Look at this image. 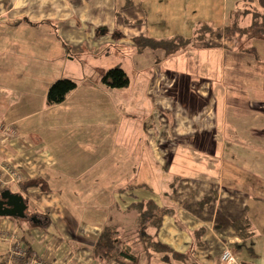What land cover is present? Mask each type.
<instances>
[{"label":"crops","instance_id":"1","mask_svg":"<svg viewBox=\"0 0 264 264\" xmlns=\"http://www.w3.org/2000/svg\"><path fill=\"white\" fill-rule=\"evenodd\" d=\"M183 1L0 0V122L15 130V135H0V163L11 162L24 175L21 182H13L0 166L5 182L0 192L10 189L23 195L32 232L21 236L48 260L119 264L95 259L91 248L111 214L115 222H133L113 213L111 206L117 203L125 210L135 194L170 210L158 238L187 256L186 262H166L163 253H153L150 261L142 254L140 264H227L221 261L226 247L235 256L228 264H260L264 35L229 36L226 29L259 28L252 13L244 10L261 9V1L222 0L219 19L206 15L208 4L199 3L204 0ZM203 22L215 29L209 46L169 53L152 44L174 36L191 38ZM170 23L179 29L171 30ZM116 45L126 55L130 50L137 56L134 65L144 88L140 93L151 102L143 130L152 158L169 169L168 174L172 167L183 169L172 194H156L147 187L149 191L140 196L136 186L129 188L143 182L139 176L145 167L150 175L149 161L138 155L143 138L130 143L133 147L120 143L118 149L111 148V127L96 122L106 119V113L95 108L106 103L103 93L109 88L96 82L94 73L102 66L96 69L93 63L86 68V58L94 62L102 50L107 53ZM149 64L151 70L144 72ZM193 72L202 81L193 80ZM60 78L74 79L77 88L63 102L48 105V89ZM121 136L131 137L128 129L121 130ZM113 151L129 153L113 157ZM111 184L118 186L113 192ZM246 218L259 229L254 227L256 234L243 239L233 222ZM0 224L15 227L7 217ZM247 242L252 243L247 249L250 256L238 249ZM210 246L216 249L214 260L202 251ZM6 249L0 248V259ZM197 249L201 262L191 258L192 253L199 254Z\"/></svg>","mask_w":264,"mask_h":264},{"label":"trees","instance_id":"2","mask_svg":"<svg viewBox=\"0 0 264 264\" xmlns=\"http://www.w3.org/2000/svg\"><path fill=\"white\" fill-rule=\"evenodd\" d=\"M251 2V0H245ZM261 1V9H255L249 6L244 13H252L253 24L258 25L257 29H235L233 27L226 29V34L231 36L233 33L238 35H264V0ZM232 15V12H231ZM236 25V24H234ZM196 33L191 38L174 36L171 38L152 41L154 46L160 47L169 53L177 52L188 47L199 48L209 46L207 41L215 29L209 23H200ZM261 26V27H260ZM207 39V40H206ZM238 39V36H237ZM140 45L144 42H140ZM103 84L114 88L127 87L130 84V77L121 66H114L106 69L101 75ZM78 83L72 78H60L54 81L48 89L47 103L55 105L63 102L68 93L77 88ZM129 188L134 190L133 185ZM132 202L121 210L119 204L111 206L113 213L118 215H127L133 219L129 225L123 222H115L114 215H110L108 221L103 226L97 236L93 246L92 255L95 259L105 263L117 262L119 264H140L142 254H145L147 261H150L153 253H163L162 259L169 262L171 259L186 262L187 256L175 251L171 246L161 242L158 238V231L162 225L163 217L170 212L169 209L160 207L157 202L150 199H139L132 194ZM204 201H208V198ZM113 221V222H112ZM239 237L248 239L255 234L252 223L248 218L239 219L233 222ZM244 227H247L245 229ZM23 239H25L23 237ZM140 242L139 247H134L133 241ZM242 264H252L244 262Z\"/></svg>","mask_w":264,"mask_h":264},{"label":"rangeland","instance_id":"3","mask_svg":"<svg viewBox=\"0 0 264 264\" xmlns=\"http://www.w3.org/2000/svg\"><path fill=\"white\" fill-rule=\"evenodd\" d=\"M183 1V0H181ZM187 1V0H185ZM222 0H204V2H199V3H204L205 5L208 4L207 7V12L206 9H203V12L207 13L206 15L208 17L211 18H216L219 19V11H220V2ZM179 3V2H178ZM182 7H184L187 10V4L184 3L182 4ZM193 7V6H192ZM206 8V7H205ZM194 10L196 11V8H194ZM230 13V12H229ZM215 16V17H213ZM171 30H178L179 29V25L176 24L174 25L173 23L171 24ZM237 29V28H236ZM238 30V29H237ZM229 37V36H228ZM208 39V38H207ZM206 39V40H207ZM209 41V39L207 40ZM239 42V41H238ZM213 43V42H212ZM240 44L238 46H242V41L239 42ZM131 47H129L130 49ZM135 51V50H134ZM147 53V52H146ZM145 53V54H146ZM147 56V55H145ZM136 53H132L130 50L128 52V55L125 54V49H122L119 47V45L110 47L107 51V53H105L104 50H102V52L100 54H98L95 57L94 62H92L90 60V58H86L87 63H85L86 68L88 67V65L93 64L96 66V69L101 65L102 68H100L99 72L94 73L96 76H98V79L96 80L97 84L99 86H105L106 88H109L108 91L104 97L106 100V103H101L100 105L98 104V106L96 105L95 111L100 112V113H106V119L103 120H99L98 118H96V122H105V125L110 126L113 133H112V139H113V143L111 148H119L120 147V143L129 145V147H133L134 142L138 139L143 138V151L142 152H138V155H144L146 161H149L150 164V168L148 170H150V175L147 174V167H145L144 169V174L139 176L140 180L143 182L140 183H134V184H129V185H133L136 186V193H138L140 196H142L144 193H146L147 187L154 193L156 194H160V195H165L166 192L170 191V194H172V188L175 187L177 184V181L179 179L178 175L180 173H183L182 168L180 167H172L170 168V172L168 174V170L162 166V164H156L155 163V158H152L153 153L151 152L148 143L146 142V134L144 132V122H146V117L149 116L152 112L150 109V101L144 100L142 98V94L140 92H142L144 90V88L142 87V80H141V75L138 74V71L136 70V66L134 65V60L136 59ZM145 58H149V57H145ZM215 63L214 59H213V64ZM121 66L122 68H125L131 78V84L127 87H122V88H114V87H110L108 85H105L102 83L101 81V75L102 73L110 68V67H114V66ZM144 66V65H143ZM228 67H230V65H228ZM227 67V71L226 74H230V70ZM151 66L149 64V66L144 68V72L145 71H150L151 70ZM93 71V70H92ZM91 71V72H92ZM73 73L71 70L68 73L69 75H73L70 74ZM149 73V72H148ZM196 72H193V76L191 77L193 80L198 81L200 78H198L196 76ZM200 81H202L200 79ZM205 81V80H204ZM194 84H196V82H194ZM194 91V88H193ZM103 99V98H101ZM142 99V100H140ZM232 104L231 106H229L228 108V119L229 121L231 120V116H232ZM103 110V111H100ZM151 112V113H150ZM249 122V121H248ZM9 126H11L10 124H8ZM128 129L129 132V136H131L129 139H122V136L120 138V131L121 130H125ZM0 135H8V134H0ZM126 137V136H125ZM122 139V140H120ZM119 144V145H118ZM128 154L129 152H117V151H113L110 152V155L115 157V156H120V154ZM100 154V153H99ZM108 152H103V155H107ZM151 156V158H150ZM150 158V159H149ZM152 160V161H151ZM153 166V168H152ZM173 174H175L173 176ZM136 179V178H134ZM150 181V182H148ZM122 185V184H120ZM118 186H116L115 184H111V190L110 192H113ZM124 188H127L126 184L123 186ZM12 190H15V186H11L10 187ZM149 191V190H148ZM4 217V216H3ZM3 217H0L3 218ZM7 218H11L12 220H14L15 222V229L18 230V232L21 235H29V231L32 232V228L30 223H28L25 218H20V217H7ZM257 224H253L252 223V227L256 229V231H258L259 228L256 227ZM245 229H247V227H244ZM256 234V233H255ZM264 239V238H263ZM134 247L136 248L139 247L140 242L138 241H133ZM251 242H247V243H243L240 248L239 251L240 253H244L246 255L248 254V250H249V246L251 245ZM7 244H0V248L1 247H6ZM248 249V250H247ZM196 251V248L194 249ZM199 254L196 253H192L191 258L192 261H199L201 262L198 257L200 255L201 250H198ZM202 251H204L205 255L208 254L210 256L209 259L214 260L215 259V253H216V249L215 247L210 246L207 249H203ZM250 256V255H249ZM235 257V256H234ZM258 263L260 264H264V255H261V261H259Z\"/></svg>","mask_w":264,"mask_h":264},{"label":"built area","instance_id":"4","mask_svg":"<svg viewBox=\"0 0 264 264\" xmlns=\"http://www.w3.org/2000/svg\"><path fill=\"white\" fill-rule=\"evenodd\" d=\"M0 134L15 135V130L12 126L0 122ZM0 166L7 171L11 181L21 182L24 179L23 173L13 163L3 161ZM4 183L0 178V188L4 186ZM0 242L7 244V249L0 259V264H56V262L48 260L33 250L18 230L9 224H0ZM221 261L227 264L235 262L234 253L230 247L223 250Z\"/></svg>","mask_w":264,"mask_h":264},{"label":"water","instance_id":"5","mask_svg":"<svg viewBox=\"0 0 264 264\" xmlns=\"http://www.w3.org/2000/svg\"><path fill=\"white\" fill-rule=\"evenodd\" d=\"M27 201L19 192L5 189L0 192V217L26 218Z\"/></svg>","mask_w":264,"mask_h":264}]
</instances>
